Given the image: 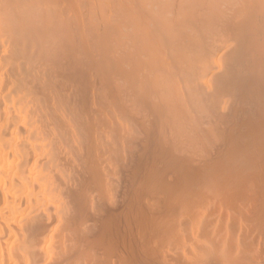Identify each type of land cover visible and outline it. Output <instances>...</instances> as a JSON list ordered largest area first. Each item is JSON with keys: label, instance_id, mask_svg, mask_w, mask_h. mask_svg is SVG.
<instances>
[{"label": "bare ground", "instance_id": "bare-ground-1", "mask_svg": "<svg viewBox=\"0 0 264 264\" xmlns=\"http://www.w3.org/2000/svg\"><path fill=\"white\" fill-rule=\"evenodd\" d=\"M0 264H264V0H0Z\"/></svg>", "mask_w": 264, "mask_h": 264}]
</instances>
